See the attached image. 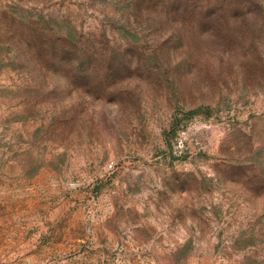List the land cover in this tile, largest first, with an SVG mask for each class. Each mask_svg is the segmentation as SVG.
Masks as SVG:
<instances>
[{
  "label": "rangeland",
  "instance_id": "rangeland-1",
  "mask_svg": "<svg viewBox=\"0 0 264 264\" xmlns=\"http://www.w3.org/2000/svg\"><path fill=\"white\" fill-rule=\"evenodd\" d=\"M0 264H264V0H0Z\"/></svg>",
  "mask_w": 264,
  "mask_h": 264
},
{
  "label": "trees",
  "instance_id": "trees-1",
  "mask_svg": "<svg viewBox=\"0 0 264 264\" xmlns=\"http://www.w3.org/2000/svg\"><path fill=\"white\" fill-rule=\"evenodd\" d=\"M184 10H185V12L188 10V7L186 8H183ZM175 10H177V9H175ZM26 44H29V46H28V51H30V53H34V54H36V53H38L39 52V55L37 54V60L39 61V62H41V60H46V54H47V50H46V48H49V53H50V55L51 54H53V55H58V51H57V49H55L56 47H57V43H53V42H51V43H49V45L48 44H46V42H43V41H40L39 43H36V41H35V43H34V41H33V39H29V40H25L24 41ZM31 44V45H30ZM60 47H61V50H62V52H63V54L62 55H60L59 57H60V59H62V61L65 63V64H67V65H69V66H75L72 62H73V59H72V57H70V56H68V55H66L65 53H64V51H67L68 53H70L69 51V48H66V49H68V50H63L64 49V46L63 45H60ZM69 47L71 48V47H73V49H75L74 47V45L73 46H71V45H69ZM43 52V53H42ZM66 52V53H67ZM78 54H80V53H78ZM80 55H82V57H81V63H93V60H94V57L92 56V54H89L88 52H86V51H83L82 52V54H80ZM36 57V56H35ZM75 59H78V57H76ZM74 59V60H75ZM72 64V65H71Z\"/></svg>",
  "mask_w": 264,
  "mask_h": 264
}]
</instances>
